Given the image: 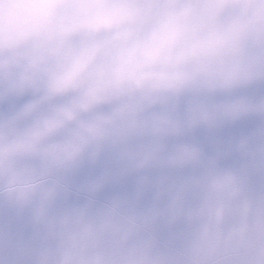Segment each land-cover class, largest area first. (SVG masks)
<instances>
[{
  "label": "clouds",
  "instance_id": "9594fccd",
  "mask_svg": "<svg viewBox=\"0 0 264 264\" xmlns=\"http://www.w3.org/2000/svg\"><path fill=\"white\" fill-rule=\"evenodd\" d=\"M0 264H264V0H0Z\"/></svg>",
  "mask_w": 264,
  "mask_h": 264
}]
</instances>
